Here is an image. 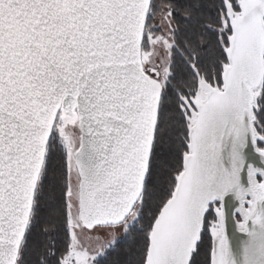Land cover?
Instances as JSON below:
<instances>
[{"label": "snow or ice", "instance_id": "1", "mask_svg": "<svg viewBox=\"0 0 264 264\" xmlns=\"http://www.w3.org/2000/svg\"><path fill=\"white\" fill-rule=\"evenodd\" d=\"M0 264H264V0H0Z\"/></svg>", "mask_w": 264, "mask_h": 264}]
</instances>
